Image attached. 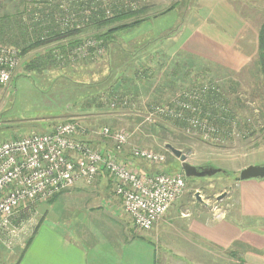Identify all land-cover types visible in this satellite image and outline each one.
<instances>
[{
	"label": "rangeland",
	"instance_id": "rangeland-1",
	"mask_svg": "<svg viewBox=\"0 0 264 264\" xmlns=\"http://www.w3.org/2000/svg\"><path fill=\"white\" fill-rule=\"evenodd\" d=\"M196 1L198 0L123 1L127 4H132L135 8H141L143 13L139 17H150L139 26L132 28L128 32L125 31L122 34L124 41L132 39L133 42L139 41L142 43L149 38H154L155 32L157 33L162 28H165V24L168 26L174 25L172 28L176 27L173 30L170 28L164 34L166 36L162 38L159 47L158 45L156 48L154 45L149 47L151 51L149 53L151 54L153 51V56L150 58L142 57L144 63L148 62L149 72L146 75L154 79V68H157V72L159 71L158 68L161 64L158 63L160 61L166 63L165 68L161 71L167 70L171 67L168 65L177 62H188L194 64V66L196 65V68H204L201 73H194V77H188L187 82L183 86L174 88L170 92L168 96L172 98L171 102L154 104V98L157 97L155 96V91L154 95L140 91L139 97L131 103L125 97L120 98L115 95L110 98L109 104L105 105L106 107H102L101 110L91 107L89 108L91 110L85 109L82 111L81 104L78 105L79 108L76 107L75 105L77 104L74 103L71 97L66 96L62 100L64 88L60 82H57L60 72L47 71L41 76L40 73L30 74L29 71H26L24 64L27 59L33 56L34 53L31 52L28 56L21 57L20 66L11 83L0 87V142L28 135L35 131L37 133L48 132L62 121L77 120L81 126L88 127L91 135L94 134L95 138H100L101 136L94 132L104 126H109L114 130L123 129L128 131L131 134L130 143L132 146L165 152L167 160L163 167H167V171L172 173H184L180 160L165 146L166 143H171L188 156V161L191 164L195 166L220 167L228 171V173L218 172L205 177H187L184 173L187 182L184 194L173 203L168 212L159 221L172 218L174 222L179 221L178 218L175 219L176 214H169V211L173 212L176 209H179V212L181 211L180 215L182 217L188 215L189 217H194L195 211L198 210H204V214L210 217L215 216V213L220 214L223 210H229L230 206L233 205V200H236V194H234L236 190L235 182L241 170L250 164L264 165V116L259 113L260 100L252 96L253 89L257 87L254 86V83L257 84L262 81L264 76L258 64V35L260 26L264 21V0H229L231 4L223 6L225 13L218 17L236 18L240 13L242 20L237 21L215 18L211 20L210 18L213 16H209L206 13L198 16H207L209 19L203 20L199 17V19L190 20L189 16L197 14H186L185 12L181 13L177 18L176 15L171 14L151 19L154 14H159L173 5L178 6L179 4V8L188 11V6H195L194 3ZM234 4H236L237 10L233 7ZM228 9L235 12L229 14L230 11ZM183 16L185 19H183ZM171 30L172 32H170ZM195 30L196 32L200 30L201 33L205 31L209 39H212V37L216 38L214 40L219 44L214 45L215 47L210 45V43L204 45L209 47L208 49L211 52H214L211 55L213 59L204 58L193 51H182L179 48L185 33L189 31L195 33ZM94 31L95 29L90 28L87 33L92 35ZM85 39L87 42L83 46H88L80 54L86 55L88 47H94L97 54L91 57L93 62L87 67L80 68L87 70L83 74H89L90 71L99 70L100 67L102 69L105 63L104 60L109 57V53L107 51L104 52L103 47L93 41V37L87 36ZM155 51H160L159 53H161L158 56L159 60L156 53L154 54ZM162 54H164V57ZM196 75L199 76L195 78ZM139 77H142L141 73ZM226 79L240 84L238 97L242 99V101L240 100L242 108L237 110V112L249 116L247 118L250 122L254 118H259L255 128L246 127L242 132H238L235 128L230 129V132L223 130L218 132L216 127L207 125V123H205L206 127L201 126V121L197 117H192L187 118L189 126L183 130L175 127L172 124V120H169L170 123H168L167 118L170 116L162 118L158 117V113H155V117L158 118L154 123L144 120V115L153 105L173 107L182 103L196 106L197 98H204V94L202 95L201 93L205 91L204 89H207L206 95L210 93V80L220 82ZM191 80L192 82H190ZM199 85H202V91L199 89L189 90ZM41 90H44V93H39ZM152 90L153 88L150 89V92ZM185 90L189 91L183 92ZM60 100L64 102V105H58ZM113 102L117 106L112 107ZM189 111L199 113L197 109L194 112L192 110ZM251 126L250 124L249 127ZM135 161L136 166L146 171L153 169L152 165L145 161L139 159H135ZM238 169L239 171H237ZM75 188L76 186L65 191V193L63 192L64 194L61 193L50 199L36 202L29 208L21 210L14 219V227L19 226L17 233L4 236L5 238L15 239V242L10 239L8 245H3L1 249L8 253L21 252L29 239L33 237L35 231L46 221V224L53 222L54 224L59 223L63 226H70L68 229L76 228L77 219H86L88 216L90 218L92 214H89V207L96 204L103 206L106 216L111 221L132 223L129 214L121 207L122 202L115 192V182L112 178L107 177L104 183H100L97 186H79V191H75L77 189ZM84 188L87 190L84 191ZM111 211L120 214L119 218H114ZM98 215H94V217L100 218ZM181 222L179 221L178 223L181 225ZM179 231L181 233L180 236L185 233L183 225ZM140 232H142V237L148 240L153 239L148 234V231ZM161 236L160 243H157L154 235V260L157 259L154 264H198L189 259L188 256H179L178 254H173L172 251L170 252L168 247L162 245L167 241L166 233ZM180 238L182 242L185 241V238ZM207 249L205 255L197 254L199 259L202 258L204 261L201 264H230L229 260H227L229 258L228 253H223L218 247L212 245H207Z\"/></svg>",
	"mask_w": 264,
	"mask_h": 264
},
{
	"label": "trees",
	"instance_id": "trees-1",
	"mask_svg": "<svg viewBox=\"0 0 264 264\" xmlns=\"http://www.w3.org/2000/svg\"><path fill=\"white\" fill-rule=\"evenodd\" d=\"M123 1L0 0V43L15 47L21 57L34 53L24 64L26 71L30 74L40 73L42 76L47 71L60 72L57 82H60L64 88L62 100L66 96L71 97L77 104L76 107L79 108L78 105L81 104L82 111L91 110L89 109L91 107L101 110L115 95L120 98L125 97L131 103L139 97L140 91L153 95L155 91L157 97L154 98V104L171 102L172 98L168 96L170 92L174 88L183 86L188 77H194V73H201L204 68H196V65L188 62H177L168 65L171 67L167 70L161 71L166 63L160 61L159 71L157 72V68H154V79L146 75L149 72L148 62L144 63L142 57L153 56V51L149 53L151 52L149 47L151 45L155 48L157 45L159 47L162 38L166 36L164 34L174 25L165 24V28L155 32L154 38H149L142 43L133 42L132 39L124 41L122 34L125 31L128 32L139 26L150 17H139L143 10ZM177 7L173 5L159 14H154L151 19L161 18L163 15L169 16ZM178 16L176 15V18ZM90 28L95 29L92 35L87 33ZM87 36L93 37V41L102 46L104 52L109 53V57L106 60L103 59L105 63L102 69L100 67L99 70L90 71V75L83 74L87 70L80 69L87 67L93 62L91 57L97 55L94 47H88L86 55L80 54V48L87 42L85 39ZM258 39V64L260 71L264 74V21L260 26ZM159 52H154L158 60V56L161 55ZM162 56L164 57V54ZM78 60L82 61L78 62ZM140 73L143 78L139 77ZM198 76L196 75L195 78ZM209 83L211 91L207 95L205 94L207 89L202 91V85L189 89H199L202 95L204 94L203 99L198 97L196 104L199 113L187 110L183 117L166 116L167 121L172 120L175 127L183 130L189 126L187 118L192 117H197L201 122L216 127L218 132L222 130L230 132V129L234 128L242 132L246 127H256L255 124L258 123L259 118L252 116L254 120L250 122L247 118L249 116L237 112L242 108L240 104L242 99L238 97L241 86L238 82L226 79L220 82L210 80ZM254 86L257 87L253 89L252 96L260 100L259 113L264 116V76L263 80L257 84L254 83ZM151 88L153 90L150 92ZM40 92L44 93V90ZM62 100L58 102V105H64ZM250 124L251 127H249ZM164 169L167 171V167H163L162 170ZM101 175L107 176L106 173ZM239 179L238 177L237 180Z\"/></svg>",
	"mask_w": 264,
	"mask_h": 264
},
{
	"label": "crops",
	"instance_id": "crops-1",
	"mask_svg": "<svg viewBox=\"0 0 264 264\" xmlns=\"http://www.w3.org/2000/svg\"><path fill=\"white\" fill-rule=\"evenodd\" d=\"M194 4L195 6H188V11L179 8L178 4V8L172 14L176 13L177 16L184 12L197 14L189 16L190 20L199 19L203 13L212 15L211 20L213 18L226 21L242 20L240 13L236 18L218 17L225 13L223 6L231 4L229 0H198ZM233 7L236 9V4ZM228 11L229 14L235 12L229 9ZM200 18L205 20L208 17ZM198 31L185 33L179 48L213 59L211 55L214 52L204 45L210 43L215 47L214 45L219 43L214 40L215 37L209 39L205 31L202 33ZM83 127L86 132L88 131L84 136H87L90 143L106 153L113 151L111 139L95 138L88 127ZM132 147L130 144L125 148L123 155H129ZM107 177L109 176L99 175L91 185L104 183ZM85 185L84 182H79L75 191H79V186ZM235 185L236 200H233L229 210H223L220 214L215 213L213 217L205 215L204 210L195 211L194 217L189 215L182 217L179 209L169 211V214H176L175 219L182 221L181 225L179 221L174 222L173 218L158 221L152 229L147 230L153 237L152 240L142 237V232L136 230L132 218L131 225L111 221L101 204L90 206L91 217H86L87 220L78 218L77 226L73 229L59 223L46 224V221L35 231L21 252L8 253L2 250L1 247L8 245L9 240L0 236V264H154L157 262V259L154 260V235L156 242L160 243L161 235L164 233L167 235V241L162 245L168 247L173 254L188 256L198 264L204 261L202 258L199 259L197 254L205 255L207 245L216 246L223 253H228L227 260L230 264H264V178L239 179ZM86 190L84 188V191ZM120 200L122 202L121 198ZM121 207L123 208V203ZM111 212L114 218H119L120 214ZM182 225L185 233L182 232L180 236L179 230ZM180 237L185 238V241L182 242ZM179 239L181 240L178 241ZM178 255L176 256L179 257Z\"/></svg>",
	"mask_w": 264,
	"mask_h": 264
},
{
	"label": "built area",
	"instance_id": "built-area-1",
	"mask_svg": "<svg viewBox=\"0 0 264 264\" xmlns=\"http://www.w3.org/2000/svg\"><path fill=\"white\" fill-rule=\"evenodd\" d=\"M87 46H82L80 53ZM20 61L15 47L0 44V87L11 83ZM115 106L113 102L112 107ZM196 109L182 103L173 107L153 105L144 120L154 123L158 117H183L187 110ZM155 113L159 116L155 117ZM200 124L206 127L204 122ZM84 133L86 129L77 120H66L52 131L0 142V236L17 233L19 226L14 227V219L21 210L61 194L79 182L91 185L102 173L114 180L124 211L140 231L152 229L184 194L185 174L162 170L167 160L165 152L133 146L129 155H123L131 144V134L104 126L94 133L113 141V151L106 153L90 143ZM135 159L151 164L153 169L146 171L136 166ZM6 239L10 242L11 238Z\"/></svg>",
	"mask_w": 264,
	"mask_h": 264
},
{
	"label": "water",
	"instance_id": "water-1",
	"mask_svg": "<svg viewBox=\"0 0 264 264\" xmlns=\"http://www.w3.org/2000/svg\"><path fill=\"white\" fill-rule=\"evenodd\" d=\"M165 146L180 160L181 167L187 177H205L214 175L218 172L226 173V171L220 167L195 166L188 161V156L181 149L175 147L171 143H166ZM239 178L241 180L264 178V165L250 164L246 166L241 170ZM197 196L199 195L197 194Z\"/></svg>",
	"mask_w": 264,
	"mask_h": 264
}]
</instances>
